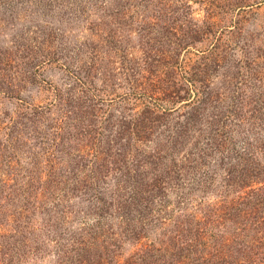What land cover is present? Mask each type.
<instances>
[{
  "label": "rangeland",
  "instance_id": "rangeland-1",
  "mask_svg": "<svg viewBox=\"0 0 264 264\" xmlns=\"http://www.w3.org/2000/svg\"><path fill=\"white\" fill-rule=\"evenodd\" d=\"M202 56L221 57L219 67L211 64V88L227 97L217 109L199 112L189 135L196 128L209 134L213 125L206 120L227 114L237 149L264 139V129L248 130L226 107L233 92L264 89V0H0V203L6 183L13 189L32 176L39 180V169L44 175L53 147L62 159L57 173L67 179L72 167L90 160L75 157L85 130L100 131L104 146L121 115L130 121L132 101L119 100L121 95L132 88L172 91L184 74L179 64L198 63ZM148 101H137L146 118L141 102ZM190 101L158 100L157 115L149 114L156 124L139 149L165 144L186 120ZM76 106L79 118L69 115ZM217 112L224 117L216 118ZM215 174L220 181L219 168ZM67 202L74 210L90 204L80 192ZM40 242L48 255L36 264H54L53 244Z\"/></svg>",
  "mask_w": 264,
  "mask_h": 264
},
{
  "label": "trees",
  "instance_id": "trees-1",
  "mask_svg": "<svg viewBox=\"0 0 264 264\" xmlns=\"http://www.w3.org/2000/svg\"><path fill=\"white\" fill-rule=\"evenodd\" d=\"M212 63L219 67L221 57L179 64L184 74L172 91L132 88L121 95L119 100L132 101L130 121L121 115L104 146L100 131L85 130V145L75 157L90 160L72 167L67 179L57 173L62 159L55 158L53 147L39 180L32 176L31 183L13 189L6 183L11 192L0 203V264H36L48 255L40 240L53 244L54 264H264V139L253 138L237 149L227 114L206 120L213 125L209 134L196 128L189 135L196 115L217 109L227 97L211 88ZM142 98H149L141 102L147 118L137 110ZM165 98L191 100L192 113L186 112L165 144L141 151L138 144L157 121L149 114L157 115V102ZM228 99L230 116L248 130L264 129V89L233 92ZM77 111L76 106L69 115L79 118ZM78 192L90 203L84 210L65 205Z\"/></svg>",
  "mask_w": 264,
  "mask_h": 264
}]
</instances>
